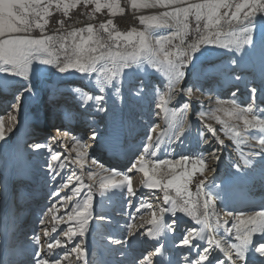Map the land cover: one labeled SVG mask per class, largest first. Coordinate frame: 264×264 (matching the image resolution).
Masks as SVG:
<instances>
[{"label": "snow or ice", "instance_id": "snow-or-ice-1", "mask_svg": "<svg viewBox=\"0 0 264 264\" xmlns=\"http://www.w3.org/2000/svg\"><path fill=\"white\" fill-rule=\"evenodd\" d=\"M81 2L85 7L94 4L95 12L107 8L115 15L122 11L116 0H105L103 3L101 0H0V87L15 86L22 89V92H17L16 103L12 105L17 112L20 110L23 93L34 91L33 79L43 72L46 66L55 68L61 74L74 71L83 78L94 80L98 94L84 93L81 97V107L84 108L92 102L91 107L96 112H108L111 116L117 108L112 98L122 101L125 87L129 96L139 98V102L148 97L149 86L140 73L149 75L150 69L164 78L161 81L163 90L157 85L152 91L155 107L167 112V105L175 100L177 95L192 94L196 87L195 83L192 87H180L181 82L185 81L189 74L199 81L202 75L209 71L200 66L199 62L203 57L212 55L221 57L226 61L224 65L226 72H235L231 65L239 68L247 57L259 51L264 64V23H257L258 19L264 20V0H201L199 3H189L188 0H131L134 9L160 7L165 11L159 15L141 17V24L146 26V30L143 31L132 29L120 32L115 29L111 20L106 24L102 23L99 28L107 33V40L99 35L93 25L61 35L45 34V26L48 23L46 17L52 14L53 9L62 10L67 16L69 9L77 7ZM190 17L194 18L196 25L194 31L197 35L193 42L185 46V37L190 32ZM60 23L63 26V21ZM166 28L174 30L166 35L155 34L154 30ZM34 29L40 30L39 37L30 34ZM176 40L179 44L173 43ZM132 77L136 80L133 81ZM243 79L239 74L226 75L227 82L232 84ZM258 91L261 94V102L264 103V80L259 88L257 86L248 88L247 106L241 107L235 98L220 101L221 106L217 111L225 112L242 122L244 126L241 130L224 125L225 135L230 136L237 144L247 140L244 133L250 130L264 134V116L258 115L254 110ZM236 95V91L232 92L233 97ZM109 100H112L111 107H106ZM187 107V104L182 105L180 111L186 112ZM260 111L264 112V109ZM171 115L175 118L178 111L173 110ZM196 115L202 118L204 113ZM12 119L15 120L16 117ZM217 120L219 121V117ZM158 127L153 125L149 128L139 154L130 161V166L123 173L105 168L102 164L99 165L100 171L85 172L83 165L90 157L81 150L87 147V140L75 138V144L78 146L75 160H69L66 156L62 159L61 153L54 151L51 144L39 142L28 144L27 147L35 154H42L40 150L47 149L49 158L45 162V168L46 175L53 184L51 195L59 198L57 203L65 207V214L59 217L52 215L54 224L51 230L44 227L46 221L43 217L39 220L43 236L48 238L46 244L48 252L44 251L41 237L34 235L30 245L31 255H27V250H24L22 255L25 259L19 262L9 260L7 264H61L59 254L53 252L55 249H66L63 253L65 259L75 254L77 261L82 260L83 264H89L82 238L89 232L93 219V188L96 187L101 196H106L109 192L113 195L120 193L131 206L137 199L132 177L128 175L133 170L143 173L146 178L144 187L162 190L163 202L169 205L166 208H159V211L153 210L151 218L145 221L151 228L140 235H147L157 243L151 253L138 258V264H165V254L168 255L167 264H264V211H255L248 215L243 213L237 215L227 211L224 215L234 221L231 227H225L228 224L227 220L221 224L219 219H216L213 224L212 218L218 215L215 212V200L219 193L208 190L209 181L205 171L216 172L217 169L209 168L203 153H199L195 158L182 156L180 159H154L161 148L163 137L168 135V130H165L154 140L152 133L156 132ZM205 127L217 142L223 144L216 130L208 125ZM11 131L9 128L8 132ZM191 133L192 124L186 117H182L173 127L168 142L184 143ZM197 135L199 142L211 143L203 132ZM96 138L97 133L93 130L88 139L95 142ZM253 139L256 140L255 147L258 151L244 156L243 166L239 162L236 163L237 180L250 177L257 169L264 174V135ZM0 142L7 143L2 122ZM211 154L217 162L220 161L221 157L215 151ZM257 156L259 159L249 158ZM90 162L92 165L99 164L95 158H91ZM69 163L79 165L80 173L73 171L62 175ZM161 169L167 171L161 175ZM197 172L203 178L198 180L196 192L193 194L189 185ZM241 172L243 175H239ZM97 176L100 177L99 181L96 180ZM85 177L92 183H85ZM164 177L168 178L165 180ZM65 189L69 191L61 196ZM170 191H174L175 195H170ZM73 201L74 204L69 208L67 205ZM139 201L136 205L137 212L142 208H153L143 196L139 197ZM59 211L55 205L47 210L48 213ZM165 214H168L170 219L165 220ZM186 217L194 221L195 225H199V229L185 227ZM97 219L104 217L99 216ZM61 223L67 225L66 229L59 231L63 240L51 237L50 233H57ZM130 227L135 228V225ZM140 227L144 225L141 224ZM219 228H224L226 235L232 237L235 242L225 239L224 236H214L213 233ZM167 233L173 235L169 237ZM257 235L260 236L259 240L254 239ZM128 236L140 239L136 231H129ZM161 236L164 237L163 241L160 240ZM169 240L175 247L187 249V253H182L177 258L166 246ZM195 241L204 242V245L194 243ZM123 244L131 247L132 241L127 238L109 240V248L111 245ZM120 251L123 254L122 250ZM49 253L56 258H46ZM0 264H5V260L0 258ZM133 264L137 262L134 261Z\"/></svg>", "mask_w": 264, "mask_h": 264}, {"label": "rangeland", "instance_id": "rangeland-1", "mask_svg": "<svg viewBox=\"0 0 264 264\" xmlns=\"http://www.w3.org/2000/svg\"><path fill=\"white\" fill-rule=\"evenodd\" d=\"M101 2L103 3L105 2V0H101ZM116 2L119 3L122 11L117 12L115 15H112L107 8L101 9L100 12H95L94 4H90L87 7H85L82 2L77 7L69 9L67 16L64 15L62 10L53 9L52 14L46 17V20L48 21V23L45 26V34L61 35L67 32H71L76 29L86 28L88 25H93L95 30L99 33V35L103 37L105 40H107V33H104L99 28L100 24L102 23L106 24L107 21L111 20L117 31L128 32V31H131L132 29L140 30V28L146 27L144 24H141L140 18L147 17L151 13H155V12L147 11V9L132 8L131 0H116ZM61 21H63V26H61V23H60ZM262 22H264V20L258 19L257 21V23H262ZM189 23H190V32H189V35L185 37V46L188 43L193 42L197 35V33L194 31L195 26H196L194 18L190 17ZM201 27H202V24H201ZM30 34L34 37H39L40 30L34 29ZM173 43L179 44V41L176 40ZM69 46H70V41H69ZM197 55H199V53H197ZM213 56L215 55L206 56V57L201 58V61H204L201 66L205 68V66H207L209 62L211 63L214 60H216V58H214ZM236 74H240V73H236ZM253 74H250V78H253L252 77ZM151 78H150L151 81H149L148 83V86H149L148 97L145 100H143V102H139V98L137 97L129 96L127 92V87H125L124 99L122 101L119 99H116L117 101L115 103L117 105V108L115 110V113L111 116L108 115L109 113H106V112H104L107 114L106 116H104L102 112H98L96 113V115H91L92 110L88 108L84 110V108H82L81 106L72 110V112H75L73 114V118L75 120L73 121V119H71L70 121L68 120L66 121V128L68 129L67 133L68 134L70 133L71 135H73L76 130L75 128L73 127L71 128L70 126L72 124H75L77 121H79L76 123V126H77L76 129L79 130V136H81L82 140H87V147L82 149L81 151L83 152H87V151L90 152L92 150L97 151V148L100 147L101 154L97 155V152H96L93 157L99 162V164H102L105 168L116 169L122 173L127 171V168L130 166V161H132L133 158L139 154L141 150V145L144 142L145 137L147 136L148 130L151 127V125L154 123H160L161 121V119H159V121L156 120L155 122L151 121V118L153 117V113H154V116L160 115L159 109L154 110L155 103L153 102L154 93L152 89L155 86L159 85L161 87V90H163V86H161L162 85L161 81L159 82V79L156 75H152ZM187 78H188V81H186L183 88L189 87V85H191L192 87V85L195 83L196 87L198 86L199 90L202 92L195 106L198 108L199 107L202 108V106H205V103H204L205 99L203 102V98L206 95V93L208 91L215 92L218 85L221 82V81L216 82L217 79L212 80L213 82L211 83L206 82V81L205 82L196 81L190 74L186 77V79ZM9 79H13V78L9 77ZM80 80L85 81L87 79L83 78L81 74L75 73L74 71L61 74V73H58L55 68L46 66L45 70L33 79L34 91L31 96V101L29 102L30 105L26 107L24 106L26 102H22L21 104L22 106L20 107L19 112L16 111L15 113H12L11 109L9 110L10 107L6 109V113L11 112L13 114V117H16L15 119L16 123L12 127V132H7L6 134L7 143L5 144L3 142L4 146L2 147V150H0V168H2L5 165L8 171H11V167L13 166V163H14L13 174L11 177L8 178L7 174L4 175L0 172V258L5 260V264H7L9 260L13 262H19L20 260L25 259V256L22 255L24 250H27V255L30 256L31 255L30 245H32V237L34 235H39L41 237V244L44 245V251L48 252L47 247H46L48 238H45L43 236V233L41 231V225L39 224V220L43 217V219L46 221L44 227H47L49 228V230H51V227L54 224V221L52 220V215H56L57 217H59L65 214L64 206L58 203L56 204L53 203L52 195H51V189L53 188V184L51 183L49 176L47 178V176L46 177L43 176L44 174L41 175L42 172L41 173L39 172L40 174H38V177H36V179L40 178L38 183L41 186L37 185L40 188V190H42V192L43 191L48 192L45 198H43V200L37 203L36 206H33V205L31 206L28 204L26 205L20 204L22 195L29 192L31 187H33L32 186L33 183H36V181L32 179V176L37 173L34 171H31V172L26 171V168L23 166L22 163H18L17 161H14L12 158L17 148V145H16L17 144V132L20 130L19 128L22 122H24L26 119H29V120L32 119V121H30L29 123L30 125L31 124L37 125L43 122H47L46 118L52 117V116H49L50 108L52 109L53 107L55 108V104L57 106V103H52L51 101V98L54 97V94L59 93L57 92V90L61 89L60 87L67 85L68 83L82 82L81 83L82 85L85 84L83 81H80ZM260 85L261 84H254V83L252 84L248 82V87H244L243 90H241V92L242 91L244 92L240 95H236V97H233L232 92L236 91L237 84H232L230 85V87H228L227 91L223 94L222 92L224 91H221L220 94L215 92V94L217 95L215 99H219V101H228L233 98L235 99L241 98L242 102L239 104L241 107H244V106H247V104L249 103V92L247 91V89L252 86H257L259 88ZM18 91L22 92V89L16 88L15 92L12 94L6 92L7 95L2 96V98H12L9 102V103H12L11 104L12 106L14 104L13 101H15V96L17 95ZM260 95L261 94L258 91L257 101H256V105L254 106V110L257 112L258 115L264 116V112L260 111L261 109H264V104L262 105ZM113 99L115 98L113 97ZM65 102L66 101L60 102V105L58 106V110H62ZM50 103H52V105H50ZM78 103L81 104V98H79V102H77V104ZM185 103L187 104L189 103V101H186ZM67 104L68 103L66 102V105ZM216 104L220 105V103H217V102ZM70 107H73V105ZM117 109H121V110L117 112ZM214 109L215 108H213L212 111H215ZM149 110H152L153 112L149 113ZM2 115L5 116L6 114H2ZM182 117H185V113L181 111L180 115L178 116V121ZM0 118H1V115H0ZM61 120L65 121V118L62 117ZM81 121L82 122L84 121V123H82ZM127 121L130 123H128V126L125 127V132L120 133V130H119L120 126L122 127L125 126L126 125L125 123ZM5 122H8V125H10L9 120H6V118H5ZM111 122L114 123V126L113 125L109 126ZM213 122H215V120L210 119V118H205L203 121L201 120L200 126L205 128V125L210 126V124H212ZM216 125L219 126V124H216ZM141 126H142L141 129H144V131H142V137H140V140L138 138V134H140L141 131H139L136 136L132 137L131 132L135 131V128L137 129V128H140ZM230 126L233 127V125H230ZM131 127H133L132 129L134 130L130 131V135L128 136L126 135V139L131 144L128 147H125L126 152L129 149L128 153L121 154L120 152H118L117 147H114L115 149L112 151H114L115 153L111 155L110 157H107L106 156L107 150L105 151L104 147L109 142L111 143L112 140H119L120 135H122L125 138V134H127L128 128H131ZM46 128H47V131L50 132L51 130L54 129V126L48 125L46 126ZM93 130H95V132L97 133V136L100 135V137H97L96 138L97 140L91 143L90 141L92 140L88 139V137L91 135ZM251 131L252 130L249 131V134L246 133V135L249 138L253 139V137L261 135V133L257 132L256 130H253L252 132ZM206 135L207 134H205V137ZM57 137L59 138L63 137L64 141H67L66 143L68 144L69 141L67 140L66 134H64L63 131L60 134H58V136H56V139H55L56 141H57ZM15 139H16V142H15ZM230 139L232 140L230 142L234 144L235 140L230 138L229 136V140ZM28 142H30L29 139L26 140V143ZM243 142L245 141H242L241 143ZM59 143H60V146L56 150L60 151L59 153H61V155L68 154V156L70 157V160H75L77 156L76 147H73V149L71 148V150L69 149L68 151V149L65 148V142L60 141ZM245 147L251 148V144H246ZM255 148L258 150L257 147ZM131 151L133 153H130ZM129 153H130V158L128 162L126 164H122V166L120 167L113 166V164H111L109 161L110 159H115L116 155L126 156ZM88 155H91V154H88ZM197 155L198 154L195 155L194 153L190 155L189 157L195 158ZM243 157L244 156L239 157V155H236L234 160L228 164L233 165V167L236 169V163L239 162L240 164H242ZM166 158H167V155L164 154L162 156L155 157L154 159L161 160V159H166ZM47 160L48 158L44 160V163L40 162L38 163L39 166L37 164L35 165V167L37 169L45 168V162ZM225 162L226 160H224V162H221L220 164L221 169L218 170L219 176L217 177V179H215L212 182V185L210 186V190L213 193L215 191H220L222 189L227 192L234 190L232 189V187L234 186V184H232V181L229 180V178L226 180V177L230 175L232 169L229 168V165L226 164ZM70 165L71 166H68L66 168L67 172L64 175L70 174L75 169L77 173L80 172L81 168L79 165L75 163H70ZM14 168L22 171L23 172L22 174H24V178H25L24 181H28L27 183L25 182L26 184L24 183L21 188H17L18 187L17 185L14 186L13 181L18 176L17 173H15L14 175V172H15ZM83 168L85 172L92 171V168H94V165L91 164L90 159H89ZM189 168H190V165H189ZM166 171L167 170H164V172ZM164 172L162 171L161 175H163ZM128 175L132 177V186L135 187L134 190L137 191L139 189V192H137V199L133 201V204L131 206L127 204L126 198L123 197V195L120 193L113 195L111 192H109L106 196H101L97 188L96 187L93 188V196H94L93 219L89 226V232L86 234L84 238H82L84 240L83 247L87 249V259L89 261V264H133L134 261H136L138 264V258L143 256L144 254L151 253L153 251V246L157 243L156 240L149 238L147 235H140V233H146V230L148 228H151V225L145 223V221L151 218V212L153 210L159 211V208L161 207L166 208L169 206V205H165L163 202L164 193L162 190H157V191L154 190L153 192L154 195L150 198L148 197L146 198L145 191L142 190L145 188L144 182L146 178L141 176L139 172H134V173L132 172L131 174H128ZM253 176H255L258 180L259 178L260 179L264 178V175L261 174L259 169H257V171L253 174ZM167 178L168 177H164L165 180ZM202 178L203 177H200L199 172H197L195 176L193 177V182L189 185V188L193 194H195L196 192V186H197L198 180ZM42 179H44L45 181H42ZM99 179L100 177H96L97 181H99ZM85 183L91 184L92 181L87 180V178L85 177ZM213 188H214V191H213ZM66 190H69V189H66ZM65 194L66 193H64V195ZM170 195L174 196L175 195L174 191H170ZM141 196L145 198V201L147 203H150V200L153 201L156 198L157 199L155 200L156 206L152 209L142 208L140 209L139 212H137L136 205L140 202L139 197ZM219 198L220 197H218L215 200V212L218 215L212 218L213 224H215L216 219H219L221 224H223V222L225 221L224 214L221 213V210H224L226 206L223 205L224 200L223 199L219 200ZM239 199L240 197L238 196L236 198V201H239ZM252 200H254V198H252ZM74 202L75 201L69 203L67 206L70 208L71 205L74 204ZM53 205L59 208L60 211L54 212V213H48L47 212L48 208ZM229 205H231V203L228 204V207ZM32 207H34V210L31 209ZM258 208H259L258 204L256 205L255 203H253V207L250 208V210L246 211V213H243V211L238 212V213L239 214L241 213L251 214ZM232 209L233 208L229 207V210L234 212L235 210L234 209L232 210ZM45 213H47V215H44ZM99 216H103L104 219H97V217ZM141 217H143V219H141ZM168 219H170L169 215L165 214V220H168ZM231 219L232 218L230 217V220ZM185 220H186V224L184 225L185 227L198 226V225H195L194 221H192L190 218L186 217ZM229 223L230 221H228V224L225 225V227H230ZM141 224H143L144 227L141 228L140 227ZM131 225H135V228L130 227ZM66 228H67V225L64 223H61L58 226L57 233H50L51 237H58L63 240L62 235H59V231L60 229H66ZM129 231H136L137 235L140 236V239L137 240L135 239V237L128 236ZM214 233H213L214 236H217V237L224 236L225 239L235 242L232 237L226 235V233L224 232V228H219ZM167 235L171 237L173 234L167 233ZM111 238H116V239L127 238L128 240L132 241L131 247H129L128 244L111 245L110 246L111 250H110L109 240ZM77 239H81V238H77ZM160 240L163 241L164 237L161 236ZM255 240H258V239L256 238ZM5 241H7L6 245H5ZM147 244H150L149 247L148 246L146 247ZM166 246L171 249L172 253L177 258H179L180 254L187 253L186 249H182V251H178L179 248L175 247L172 244L171 240L167 242ZM68 247L70 248L71 245H69ZM65 250L66 249L53 250L54 253L59 254V258L61 259V264H83L82 260L81 261L76 260L75 254H71L65 259L63 257V253ZM120 250H122L123 254H121ZM192 255L194 256V254ZM46 258L55 259L56 256H54L52 253H49ZM154 259H157V257H154ZM164 259H165V264H167V259H168L167 254H165Z\"/></svg>", "mask_w": 264, "mask_h": 264}, {"label": "bare ground", "instance_id": "bare-ground-1", "mask_svg": "<svg viewBox=\"0 0 264 264\" xmlns=\"http://www.w3.org/2000/svg\"><path fill=\"white\" fill-rule=\"evenodd\" d=\"M188 2L189 3H199V2H201V0H188ZM147 11L155 12V13H151L149 15V16H152V15H159L160 13L165 11V9L157 7V8H148ZM262 23H264V22H262ZM258 24H261V23H258ZM167 29H169V30H167ZM143 30H146V27L140 28V30H137V31H143ZM173 30L174 29L166 28V29H159V30H154V31H155L156 35H161V34L166 35V34L171 33ZM213 57L216 58V60H214L211 63L209 62L207 64V66H205V69H208L209 71H207L206 74L202 75V77L200 78L199 81L200 82L206 81V82H210V83L213 82L212 80H214V79H217L216 82L221 81L220 84L218 85L216 91H215L218 94H220L221 91H224V92H222V94L225 93L227 91L228 87H230V85H232V83L227 82L226 75H234V74L236 75V73H240L239 75H243L242 76L244 78L243 81H236L235 82V84H237V86H238V91L236 89L237 95H240L244 92V91L241 92V90H243V88L245 87L246 84L248 85V82L252 83V84L253 83L254 84H261L262 80H264V64H262L261 55H260L259 51L255 52L251 56L247 57L245 59V63L243 65H241L239 68H237L235 65H231L230 67L232 69H235V72H226V70L224 69V65L226 64V61L223 58H219L216 55ZM214 58H212V59H214ZM203 62L204 61L199 62L200 66L202 65ZM252 72L255 74H253ZM149 73H150L149 75H145L144 73H140V76L143 77L146 84H148L149 81H151L150 78L152 75H156L159 79V82L164 79L160 74L155 73L154 70H152V69L149 70ZM250 74H253V76H252L253 78H250ZM131 79L133 81L136 80L135 77H132ZM250 79L252 82L250 81ZM80 81H83V80H80ZM186 81H188V78L185 79V81L181 82V84H180L181 88H183ZM83 82L85 83L83 85L81 84L82 82L68 83L67 85L60 87L61 89L57 90V92H59V93L54 94V97H52L53 99L51 98L52 103H57V106L55 104V108L54 107H53V109L50 108L49 116H52V117L51 118L47 117L46 118L47 122H43V123H40L37 125L36 124H33V125L29 124L30 121H32V119L31 120L26 119L24 122H22V124L19 128L20 130L17 132V144L15 143L17 145V148H16V150L14 149L15 154L12 158L14 161H17L18 163H22L23 166L26 168V171H29V172L34 171L37 174H34L35 176L34 175L32 176V179L35 180L36 183H33V185H32L33 187H31L29 192L22 195V197H21L22 199L20 201L21 205L28 204L31 206L32 205L36 206V204L39 203L41 200H43V198H45V196L48 193V192H44V191L42 192V190H40V188L37 186V185H40L38 183L40 178L36 179V177H38V174H40L41 172H42L41 175L44 174L43 175L44 177L47 176L46 175V168L37 169L35 167V165H37L40 162L44 163V160H46V158H49V153L47 152V149H41L40 152L42 154H35L32 149L27 147L28 144L36 143V142H39L41 144H51L54 151L60 152V151H57L56 149L60 146L59 142L63 141V142H65V148L68 149V151H69V149L71 150V148L73 149V147H76V149L78 150V146L75 144V138L82 139L81 136H79V130L76 129L77 128L76 123L79 121H77L75 124H72L70 126L71 128L72 127L75 128V130H76L73 135H71L70 133L69 134L67 133L68 129L66 128V121L67 120L70 121L71 119H73V121L75 120L73 118V114L75 112H72V110L81 106V104H79V103L77 104V102H79V98H81L84 93L98 94V89L95 86L94 80L90 81L89 79H87ZM161 86H163V85H161ZM189 87H191V85H189ZM16 88L17 87H15V86L0 87V115H1L0 122L3 123L5 136L8 132V129L9 128L12 129L13 125L16 123L15 120L12 119V117H13L12 113H15L16 110L11 106L12 103H9L12 98H2V96L7 95L6 92H8L10 94L14 93ZM84 88H85V90H84ZM247 91H248V89H247ZM215 92L214 91H212V92L208 91L203 98V102L205 99V102H204L205 106H202V108H200V107L198 108L195 106H196L197 100L200 98V95L202 92L199 90V87L197 86L193 89V92L191 95H188L186 93H180L179 95H177L176 99L171 101V103H169L167 105V112L159 109L160 115L154 116V113H153V117L151 118V121H153V122H155L156 120L159 121V119H161L160 123H154L151 125V127L153 125L159 126L157 128V131L152 133L154 140H155L157 135L163 133L165 130H168V135L163 137V142L161 143V148H160L156 157H159V156L166 154L167 155L166 159H180L182 156H190L194 153H195V155L199 154V153H203L204 159H205L206 163L208 164L209 168L215 167L217 169L216 172H211L208 170L205 171V175L208 177V181H209L208 185H207L208 190H210V186L212 185V182L215 179H217V177L219 176L218 170L221 169L220 168L221 162H224V160H226L225 163L228 164L234 160L236 155H239V157H242V154H243V156H245V155L248 156V154L251 153L252 151L253 152L258 151L254 146L256 144V140L249 138L246 135V133H244V135L247 137V140L245 142L239 143V144H237L236 141L234 142V144H232L230 142L232 140L231 139L229 140V136L225 135V133H224V125L225 124H227L229 126L233 125V127L235 126L239 129L240 128L243 129L244 126H243L242 122L237 121L234 117L227 115L223 111H217V109L220 105L216 104V102L220 103V101H219V99H215L217 96L215 94ZM32 93H23L21 104H22V102H26V104L24 106L28 107L30 105L29 102L31 101ZM106 95H107V93H106ZM114 100H115V102L117 101L116 99H114ZM236 100L238 103L242 102L241 98L240 99L236 98ZM62 101H66L68 104L66 105V102H65L62 110H58V106L60 105V102H62ZM186 101H189V103H187V105H188L187 110H186V112H184V111H182V112L185 113V117L187 118V121L192 124L191 136L184 143L177 142V143H171L170 144L168 142V138L171 135V131H172L173 127L175 126L176 122L178 121V116L180 115V112H181L180 110L182 108V105L186 104L185 103ZM13 102L16 103V101H13ZM52 103H50V105H52ZM91 104H92V102H89V105L85 106L84 110H86L88 108V109L92 110L93 114L91 113V115H96V113H98V112H96L94 108L92 109ZM111 104H112V100L109 101V104L106 105V107H111ZM263 104L264 103H262V105ZM50 105H49V107H50ZM72 105H73V107H70ZM225 107H228V105H225ZM7 108H9V110L11 109L12 113L11 112L6 113ZM213 108H215L214 109L215 111H212ZM69 109H70V111H69ZM155 109H158V108L154 107V110ZM119 110H121V109H117V112H119ZM173 110L178 111V115L175 118H173L171 115ZM150 112H153V111L149 110V113ZM102 113L104 116H106L107 115L106 113H108V112H106V113L102 112ZM197 113H204V116L202 118H198L196 115ZM2 114H6V115L3 116ZM53 115H55V116H53ZM57 115H58V117H57ZM4 117L6 118V120H9L10 125H8V122H5ZM53 117H55V118H53ZM62 117L65 118V121L61 120ZM217 117H219V121L217 120ZM205 118H210V119L215 120V122L210 124V126H211L210 128L216 130L217 135H219L220 139L223 141V144H220L219 142L216 141L215 137L212 136V134L208 128H206V127L203 128L202 126H200L201 120L203 121ZM99 121H101V120H99ZM128 121L125 123L126 124L125 126H123V127L120 126V129H119L120 133L125 132V127H127L128 123H130ZM220 121H223V123H221ZM207 122H208V120H207ZM82 123H84V121ZM216 124H219V126H217ZM48 125L54 126V129L51 130L50 132L47 131V128H46V126H48ZM67 125H68V123H67ZM112 125L114 126V123L111 122L109 126H112ZM132 128L133 127L128 128V132H127V134H125V138L122 135H120L119 140H112L111 143L109 142L104 147L105 151L107 150V154H106L107 157H110L111 155H113L115 153L114 151H112L115 149L114 147H117L118 152H120L121 154L122 153H128L129 149L126 152L125 147H128L131 144L126 139V135L127 136L130 135V131L134 130ZM141 128H142V126L140 128H137V129L135 128V131L131 132L132 137L136 136L137 133L139 131H141L140 134H138V138L140 140V137H142V131H144V129H141ZM57 129H59L60 131L58 132ZM62 131L64 134H66V138L69 141L68 144L66 143L67 141H64L63 137H61V138L57 137V141L55 140L56 136H58V134H60ZM108 132H109V130H108ZM199 132H203L204 134H207L206 138H208L211 141V143L210 144H203L202 142H199L198 141V135H197ZM247 133L249 134V132H247ZM261 135H263V134H261ZM97 137H100V135ZM28 139L30 140V142L26 143V140H28ZM15 142H16V139H15ZM90 142L93 143V141H90ZM246 144H251V148H246L245 147ZM3 146H4L3 142H0V150H2ZM14 150H13V152H14ZM213 151H215L221 157L219 162H217L214 159V157L212 156L211 153ZM96 152H97V155L101 154L100 153V147L97 148V151L92 150L90 152L87 151L84 153L87 155L91 154V155H89V157L91 159L94 157V154ZM130 153H133V152L131 151ZM130 153L126 156L125 155H116L115 159H110L109 161L111 164H113V166L120 167V166H122V164H126L128 162V160L130 158ZM65 156L68 157L70 160V157L68 156V154L62 155V159ZM6 158H4V159H6ZM249 158L259 159L258 156L257 157H249ZM85 165H86V162L84 163L83 167ZM99 165H101V164L94 165V168H92V171H94V172L100 171ZM117 165H119V166H117ZM13 166H14V163H13ZM13 166L11 167V171H8V169L4 165L2 168H0V172L4 175L7 174V177L9 178L13 174ZM38 166H39V164H38ZM69 166H71L70 163H69ZM241 166H243V163L241 164ZM229 168H231L232 171H231L230 175H228L226 177V180L229 178V180L232 181V184H234L232 189H234V190L227 192V191H224L222 189L220 191L214 192V193H219V195H217L216 199L218 197H220L219 200H222V199L224 200L223 205L226 207L224 210H221V213L224 214L225 212L230 211L229 207L233 208L235 210L233 213H235L237 215H239L238 212H242V211H243V213H246V211L250 210V208L253 207V203H255L256 205L258 204V207H259L255 211H264V178L263 179L259 178V180H258L252 174L250 177H248L244 180H237L236 179L237 170L233 167V165H229ZM89 169H91V168H89ZM164 170H167V169H161L160 172H162V171L164 172ZM74 171L76 172V169ZM66 172H67V170L65 169L64 172L62 173V175H64ZM132 172L134 173L136 171L133 170ZM132 172H130L128 174H131ZM15 173H17L18 176L13 181L14 186L17 185L18 186L17 188H21L22 185L25 182L27 183L28 181H24L25 178H24V174H22L23 173L22 171L15 169L14 175H15ZM140 174H141V176L144 177L143 173H140ZM239 175H243V172L239 173ZM97 177H99V176H97ZM47 178H48V176H47ZM42 181H45V180L42 179ZM133 188H135V187H133ZM142 190L145 191V197L146 198L152 197L154 195L153 194L154 190L157 191V189H148L146 187ZM68 191L69 190H66V189L64 191H62L61 196H63L64 193H67ZM213 191H214V188H213ZM137 192H139V189L137 190ZM238 196L240 197V199H239V201H236V198ZM252 198H254V200H252ZM58 199H59L58 197L52 196V201L54 204L57 203ZM155 200H157V199L155 198ZM155 200H153V201L150 200V203L151 204L153 203V208L156 206ZM229 203H231V205H229V207H228ZM29 208H30V206H29ZM31 209L34 210V207H32ZM245 215H248V214H245ZM224 220L230 221V223H229L230 227H231L232 223L234 222L233 219L230 220V217H227L225 215H224ZM199 227H200L199 225L194 226V228H197V229H199ZM177 235L179 236V233H177ZM254 238L255 239L257 238L259 240L260 236L257 235ZM194 243H200L202 246L204 245V242H201V241H195ZM27 245H25V246H27ZM149 245L150 244H147L146 247L147 246L149 247ZM178 251H182V248H179ZM186 251H188V250L186 249Z\"/></svg>", "mask_w": 264, "mask_h": 264}]
</instances>
